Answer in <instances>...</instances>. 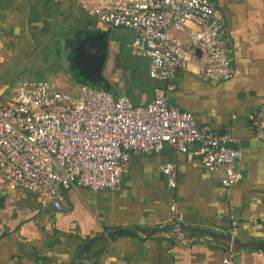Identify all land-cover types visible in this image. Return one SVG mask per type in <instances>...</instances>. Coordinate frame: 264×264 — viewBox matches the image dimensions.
I'll return each instance as SVG.
<instances>
[{"label": "crops", "instance_id": "0c3cea01", "mask_svg": "<svg viewBox=\"0 0 264 264\" xmlns=\"http://www.w3.org/2000/svg\"><path fill=\"white\" fill-rule=\"evenodd\" d=\"M102 0H0V70L6 57L49 50L67 61L71 70L55 85L76 93L83 79L74 69L73 50L86 35L108 32V52L100 87L115 97L146 105L158 85L150 78V61L131 53L133 31L110 29L88 13ZM229 26L227 46L236 68L232 80L212 84L191 71L175 81L171 102L195 115L202 127L238 139L241 180L229 195L218 174L204 168L198 157L172 148L149 156H133L129 172L116 191L94 192L75 187L63 192V209L45 198L13 190L0 178V264H224L234 253L236 264H264V250L231 251L203 234H230L231 219L240 223L236 239L264 241V141L253 118L264 106V0H213ZM190 69H194L192 66ZM4 75L3 71L0 72ZM8 85L0 88H8ZM177 165V188L168 186L161 167ZM173 198L183 213L185 238L163 230ZM119 228L137 231L92 246L78 262L89 239ZM195 236V238H194ZM190 244L187 245V244Z\"/></svg>", "mask_w": 264, "mask_h": 264}, {"label": "built area", "instance_id": "2783aa9c", "mask_svg": "<svg viewBox=\"0 0 264 264\" xmlns=\"http://www.w3.org/2000/svg\"><path fill=\"white\" fill-rule=\"evenodd\" d=\"M88 13L110 29L134 32L131 53L149 59V76L158 83L152 100L135 104L86 83L70 93L30 78L17 88H0V178L62 210L64 191L119 190L133 156L172 148L189 161L198 157L231 195L242 178L238 139L200 126L195 115L171 102L181 73L191 71L212 84L234 78L224 13L213 0H102ZM253 126L264 141V106ZM177 170L175 163L161 167L171 189L177 188ZM169 211L172 233L185 238L175 198ZM240 226L232 218L229 236L236 238ZM223 263L236 264L234 253Z\"/></svg>", "mask_w": 264, "mask_h": 264}, {"label": "water", "instance_id": "95a60500", "mask_svg": "<svg viewBox=\"0 0 264 264\" xmlns=\"http://www.w3.org/2000/svg\"><path fill=\"white\" fill-rule=\"evenodd\" d=\"M108 32H101L97 34L86 35L81 39L79 43L75 46L73 53L74 57L72 63L74 64V69L77 71V75L81 79H85L90 84H104L108 86L103 76V67L106 62L107 52H108ZM201 56V52H197ZM168 230V232L173 231L172 228L169 229H154L148 233V236H153L155 233L160 231ZM183 232L186 234L185 229ZM204 235L212 238L214 241L225 246L231 251H241V250H264V241L259 243H251L240 241L239 239L232 238L230 236L225 237L219 233L211 231H202ZM137 231H132L131 229L119 228L113 231H106L101 233L92 239L85 242L80 250V257L78 262L84 263L90 256L91 248L96 243H102V247L94 254L97 258L99 254L104 250L107 243L113 241L116 237L120 236H136ZM195 238V236H194Z\"/></svg>", "mask_w": 264, "mask_h": 264}, {"label": "rangeland", "instance_id": "374dc122", "mask_svg": "<svg viewBox=\"0 0 264 264\" xmlns=\"http://www.w3.org/2000/svg\"><path fill=\"white\" fill-rule=\"evenodd\" d=\"M21 58L15 55H9L6 57V62L1 66L4 67L0 70L3 71L4 75L0 74V84L1 86L8 85L9 88L14 89L18 87V83L25 78L36 79V80H46L51 84L55 85V77L64 78L66 72L69 68L67 61H63L57 55L49 50L43 49L33 54V56L28 57L27 53H20ZM58 90H62L60 87L56 86ZM63 91V90H62Z\"/></svg>", "mask_w": 264, "mask_h": 264}, {"label": "trees", "instance_id": "16d2710c", "mask_svg": "<svg viewBox=\"0 0 264 264\" xmlns=\"http://www.w3.org/2000/svg\"><path fill=\"white\" fill-rule=\"evenodd\" d=\"M82 81H83V83L90 84V83H89L88 81H86L85 79H83ZM96 85L100 86V84H96Z\"/></svg>", "mask_w": 264, "mask_h": 264}]
</instances>
